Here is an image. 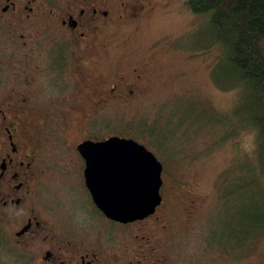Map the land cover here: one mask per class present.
Wrapping results in <instances>:
<instances>
[{
    "label": "flooded vegetation",
    "instance_id": "obj_1",
    "mask_svg": "<svg viewBox=\"0 0 264 264\" xmlns=\"http://www.w3.org/2000/svg\"><path fill=\"white\" fill-rule=\"evenodd\" d=\"M115 4L0 0V264H177L171 242L164 239L167 233L158 232L168 222H161V215L152 217L163 205L162 195L152 214L129 222L111 219L92 201L77 144L116 133L75 140L68 145L75 164H47L54 172L46 173L38 160L47 141L42 131L47 120L58 121L59 130L69 108L86 117L89 105L94 111L104 102L146 92L137 82L144 78L146 63L94 71L100 59L96 49L107 46V33L123 20L120 10L131 16L141 10L123 0ZM61 180L67 183L61 185L63 196L50 182L60 185ZM49 192L57 196L50 200ZM190 205L183 209L190 211ZM71 214L85 218L71 222ZM185 217L193 222L191 214ZM203 251L188 264H209Z\"/></svg>",
    "mask_w": 264,
    "mask_h": 264
},
{
    "label": "rangeland",
    "instance_id": "obj_2",
    "mask_svg": "<svg viewBox=\"0 0 264 264\" xmlns=\"http://www.w3.org/2000/svg\"><path fill=\"white\" fill-rule=\"evenodd\" d=\"M103 1L113 8L121 0ZM123 1L140 5L141 10L132 16L130 11L120 10L123 20L107 33V46L96 49L100 59L93 68L101 74L126 64L146 63L144 78L137 81L146 92L104 102L94 111L89 105L86 117L69 108L59 130L58 121L47 120L42 130L47 141L38 157L42 168L50 173L55 170L47 164L74 165L75 154L68 145L87 134L132 137L147 144L162 162L163 205L152 217L161 215V222H168V228L158 232L159 236L167 233L164 239L171 242L168 247L177 264H188L202 250L209 264H264V225L258 233L245 235L236 249L231 246L228 250L211 240L212 235L230 229V220H237L242 208L259 202L264 205V176H254L256 187L252 183L232 196L222 195L233 186L226 182L240 177L238 182L243 184L253 177L249 168L256 170L257 150L254 130L232 111L242 96L240 85L223 90L213 81L211 71L221 51L218 47L206 51L202 46L207 42L199 44L200 39L208 38L205 15L192 13L186 0ZM196 35L202 36L195 41ZM130 79L136 80L132 74ZM50 182L61 188L63 196L61 185L66 181L61 180L60 185ZM251 188L261 190L260 194L251 193ZM50 193V197L46 195L50 200L57 196ZM185 203L191 204L190 211L183 209ZM186 214H191L193 222H185ZM68 217L71 222L85 218ZM6 259L3 255V261Z\"/></svg>",
    "mask_w": 264,
    "mask_h": 264
},
{
    "label": "trees",
    "instance_id": "obj_3",
    "mask_svg": "<svg viewBox=\"0 0 264 264\" xmlns=\"http://www.w3.org/2000/svg\"><path fill=\"white\" fill-rule=\"evenodd\" d=\"M185 3L192 13L205 15L204 30L208 32V38L199 40L202 35H196L195 41L199 40V44L207 42L202 46L206 51L214 47L221 51L215 69L211 71L214 83L223 90L240 85L242 96L232 111L235 117L240 115L237 119L255 133L256 170L250 166L253 177L243 181V184L238 182L240 177L226 182V185L233 184L222 192L229 197L241 187H249L252 183L256 187L254 176L257 173L264 176V0H186ZM251 190L255 195L261 191L256 188ZM251 207L250 213L246 211ZM247 208H242L244 211L237 220H230V229L211 236L215 237L217 244L236 249L245 240V235L262 229L264 205L259 202Z\"/></svg>",
    "mask_w": 264,
    "mask_h": 264
},
{
    "label": "water",
    "instance_id": "obj_4",
    "mask_svg": "<svg viewBox=\"0 0 264 264\" xmlns=\"http://www.w3.org/2000/svg\"><path fill=\"white\" fill-rule=\"evenodd\" d=\"M92 201L108 217L129 222L161 202L162 162L145 144L118 134L77 144Z\"/></svg>",
    "mask_w": 264,
    "mask_h": 264
}]
</instances>
